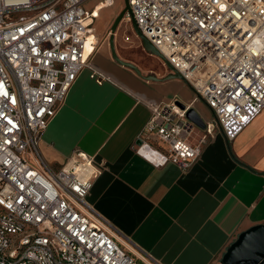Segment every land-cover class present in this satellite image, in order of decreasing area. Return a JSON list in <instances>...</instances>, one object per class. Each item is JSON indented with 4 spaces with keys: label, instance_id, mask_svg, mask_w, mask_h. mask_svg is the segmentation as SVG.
Instances as JSON below:
<instances>
[{
    "label": "built area",
    "instance_id": "2783aa9c",
    "mask_svg": "<svg viewBox=\"0 0 264 264\" xmlns=\"http://www.w3.org/2000/svg\"><path fill=\"white\" fill-rule=\"evenodd\" d=\"M88 2L0 0V264H139L88 200L102 171L95 156L75 150L53 168L40 150L43 132L100 46V4L114 6ZM128 4L140 31L195 93L184 107L154 104L149 137L136 152L156 167L186 171L217 126L234 140L264 109V0ZM92 77L106 79L97 70ZM199 99L214 118L193 145L187 112Z\"/></svg>",
    "mask_w": 264,
    "mask_h": 264
},
{
    "label": "crops",
    "instance_id": "0c3cea01",
    "mask_svg": "<svg viewBox=\"0 0 264 264\" xmlns=\"http://www.w3.org/2000/svg\"><path fill=\"white\" fill-rule=\"evenodd\" d=\"M117 55L138 70L118 62L102 41L43 132L44 160L60 168L75 150L95 156L102 171L88 200L139 263L144 255L157 264H222L241 232L264 224V109L234 140L217 126L188 170L156 167L136 152L139 139L149 137L151 107L190 103L195 93L161 58L149 68ZM95 70L106 77L102 83ZM192 108L213 120L203 100ZM194 129L196 138L188 139L197 145L205 132Z\"/></svg>",
    "mask_w": 264,
    "mask_h": 264
},
{
    "label": "water",
    "instance_id": "95a60500",
    "mask_svg": "<svg viewBox=\"0 0 264 264\" xmlns=\"http://www.w3.org/2000/svg\"><path fill=\"white\" fill-rule=\"evenodd\" d=\"M126 7L121 12V14L115 20L111 30H110V42L112 48L113 57L123 65L130 66L135 70H138L135 65L129 62L121 60L115 49L114 36L119 24L125 19L126 15L129 13L131 17V26L137 36L140 38L145 50L153 55L158 56L166 62V65L174 71L172 65L167 62V59L161 52L145 37V35L140 31L128 4V0H125ZM173 76L183 79L184 78L174 71ZM179 104L184 107V104L179 102ZM187 118L192 122L193 126L200 129L206 127L204 119L201 115L194 109L190 108L187 112ZM222 264H264V224L254 225L247 230L241 232L238 238L227 248L222 259Z\"/></svg>",
    "mask_w": 264,
    "mask_h": 264
},
{
    "label": "rangeland",
    "instance_id": "374dc122",
    "mask_svg": "<svg viewBox=\"0 0 264 264\" xmlns=\"http://www.w3.org/2000/svg\"><path fill=\"white\" fill-rule=\"evenodd\" d=\"M90 1L94 4L101 0ZM113 2V7L103 8L99 11V15L95 22V28L97 29V33L103 36L101 37L102 39L99 36L100 44L103 41L104 46H109L110 50H112L110 42V30L117 17L126 7L125 0H113ZM106 32L107 34L105 36ZM114 44L117 54L122 55L127 59L136 61L141 64H145L149 68L154 67L155 64H159L160 58L157 57L158 59H155V56L150 55V53L143 47L140 38L137 36L131 26L130 17H125V19L119 24L114 36ZM195 128L199 129L198 127ZM199 131V136H202L203 131L201 129H199ZM195 135L196 129L193 130L191 139H195ZM139 264L144 263L140 262Z\"/></svg>",
    "mask_w": 264,
    "mask_h": 264
},
{
    "label": "bare ground",
    "instance_id": "6f19581e",
    "mask_svg": "<svg viewBox=\"0 0 264 264\" xmlns=\"http://www.w3.org/2000/svg\"><path fill=\"white\" fill-rule=\"evenodd\" d=\"M102 5V4H101ZM105 5V4H104Z\"/></svg>",
    "mask_w": 264,
    "mask_h": 264
}]
</instances>
